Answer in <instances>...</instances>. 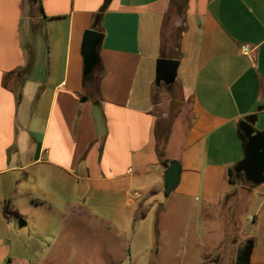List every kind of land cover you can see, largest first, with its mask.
I'll return each instance as SVG.
<instances>
[{
  "label": "crops",
  "instance_id": "crops-1",
  "mask_svg": "<svg viewBox=\"0 0 264 264\" xmlns=\"http://www.w3.org/2000/svg\"><path fill=\"white\" fill-rule=\"evenodd\" d=\"M41 2L43 12L30 0H0V236L22 219L31 241L41 234L67 246L88 219L125 258L144 227L157 245L160 209L166 218L194 199L206 214L233 199L239 125L256 115L252 126L264 132V0H185L180 14L175 0H109L87 86L84 37L107 0ZM179 26L175 84L182 102L191 100V120L178 110L168 133L164 160L182 172L166 195L158 132L172 102L155 81ZM262 250L259 238L252 264H264Z\"/></svg>",
  "mask_w": 264,
  "mask_h": 264
},
{
  "label": "rangeland",
  "instance_id": "rangeland-1",
  "mask_svg": "<svg viewBox=\"0 0 264 264\" xmlns=\"http://www.w3.org/2000/svg\"><path fill=\"white\" fill-rule=\"evenodd\" d=\"M184 2L185 0H175L172 13L180 14L177 6L182 7ZM27 11L29 12L28 7ZM27 22L25 17V25ZM170 28V24L165 25L164 36ZM182 29L183 26L175 29L172 41L174 47L168 46L158 59L177 60L180 57L175 49ZM159 89L156 91L166 94L165 98L172 102L168 117L164 119L158 132V138H166L176 124L178 110H184L182 118L185 122H190L191 117L187 113L191 110V100L182 102L176 84L162 85ZM253 192L256 194L254 198ZM263 201L264 184L241 185L233 199L205 212L206 214L201 210L203 203L192 199L183 209L174 207L166 218L160 214L156 216L154 221H158L159 226L158 243L155 247L148 242L144 227L138 241L125 247L130 248L125 258L122 244L114 241L111 248L104 247V234L101 229H94L88 219L80 220L74 226L77 234L67 246L50 245V242L43 241L41 234L34 235L31 241L28 228H21L18 223L16 230L0 236V264H237V254L246 239L264 240ZM102 213L101 210L100 214ZM93 231H97L96 235ZM95 236L102 238L96 239Z\"/></svg>",
  "mask_w": 264,
  "mask_h": 264
},
{
  "label": "water",
  "instance_id": "water-1",
  "mask_svg": "<svg viewBox=\"0 0 264 264\" xmlns=\"http://www.w3.org/2000/svg\"><path fill=\"white\" fill-rule=\"evenodd\" d=\"M32 4H37L38 0H30ZM103 35L96 30H88L85 33L83 43L84 68L87 73L93 72L98 64V46ZM180 62L172 59H159L156 68L157 87L162 84L173 85L176 83ZM247 143L244 146V158L237 164L235 170L244 175L245 180L254 186L264 184V132L242 121L239 125ZM182 167L179 161L172 160L164 173V192L170 195L180 182ZM19 226H25L21 219Z\"/></svg>",
  "mask_w": 264,
  "mask_h": 264
},
{
  "label": "trees",
  "instance_id": "trees-1",
  "mask_svg": "<svg viewBox=\"0 0 264 264\" xmlns=\"http://www.w3.org/2000/svg\"><path fill=\"white\" fill-rule=\"evenodd\" d=\"M29 1V0H28ZM109 0H107L106 4L102 7V9L100 10V12L95 16L93 24H92V29L99 31L102 35L104 33L103 28L101 27V18L102 15L104 13V11L106 10L107 4H108ZM185 4V2H184ZM184 6V5H183ZM182 7L177 6V10L178 12H182ZM32 10L34 9H38L40 12H43V7H42V2L41 0H38V3L36 6L31 5ZM99 59V58H98ZM95 71L91 73H87L85 68H84V85H93L95 84L96 80H95ZM256 121V115H252L246 118V122L249 124H253ZM240 136L241 139L243 141L244 146L247 143V139L245 138L243 132L240 130ZM167 141V137L163 138V137H159L158 138V155L160 157V159H162V163L165 167H168L167 161L164 160V154H165V144ZM236 167L229 169L228 171V177H229V182L233 185H245V184H249L245 178L244 175L242 173H238L235 170ZM161 209L158 211V215L160 213ZM142 216L144 217V213L142 214ZM157 227H158V221H156V234L157 233ZM243 246L239 249V252L237 254V264H252L251 263V256L252 253L254 251V247H255V241L253 238H248L246 239V241H244Z\"/></svg>",
  "mask_w": 264,
  "mask_h": 264
},
{
  "label": "built area",
  "instance_id": "built-area-1",
  "mask_svg": "<svg viewBox=\"0 0 264 264\" xmlns=\"http://www.w3.org/2000/svg\"><path fill=\"white\" fill-rule=\"evenodd\" d=\"M241 51L244 56L251 60L252 49L248 45H242Z\"/></svg>",
  "mask_w": 264,
  "mask_h": 264
}]
</instances>
